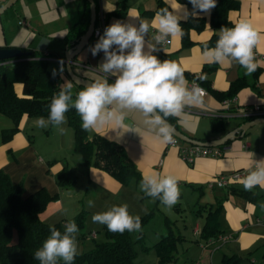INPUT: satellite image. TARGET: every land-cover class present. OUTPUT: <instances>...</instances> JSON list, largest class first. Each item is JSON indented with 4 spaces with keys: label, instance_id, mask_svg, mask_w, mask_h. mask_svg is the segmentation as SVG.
Here are the masks:
<instances>
[{
    "label": "crops",
    "instance_id": "obj_1",
    "mask_svg": "<svg viewBox=\"0 0 264 264\" xmlns=\"http://www.w3.org/2000/svg\"><path fill=\"white\" fill-rule=\"evenodd\" d=\"M187 1L95 0L97 7L95 26L99 24L100 14L104 15V29L117 21L125 23L135 22L136 19L151 21L158 12L159 3L167 7L178 19H187L192 16L190 14L192 5L188 4ZM238 1V8L231 10L228 14L231 25L227 28L233 27L240 20H245L250 22L264 36V0ZM6 2L7 0H0V7ZM87 2L86 0H17L0 14V48L16 47L24 51L37 52L41 58L52 63L54 69L59 72L60 61H64L66 48L71 47L70 40L67 38L70 27L81 18V26L89 23L87 16L90 9ZM106 3L110 11L105 10ZM129 9H135L138 13V17L131 18L132 21L128 15ZM193 17L203 18L205 26L201 31L190 30L191 44L183 45L181 36H179L170 43L163 45V48L167 50L166 53L161 51L155 54L161 61L178 62L184 69L188 87L192 80H197L207 91L202 98V106L185 108L187 115L183 118V123L175 117L174 119L178 130L183 134L199 140H212L231 132L243 122L252 119L242 116L243 107L258 104L264 108V79H261L262 74H264V66L259 67L251 75H246V70L235 62L218 64L207 61L202 55L206 48L203 43L209 40L213 33L220 34L221 28H211L209 24L210 14L200 13ZM98 39L91 36L88 44L73 58L72 69L79 76L91 80L101 78L102 74L97 67L102 62L104 54L101 52L94 57L89 51V46L94 45ZM258 52L264 54V41H262ZM256 59L264 61L263 59ZM9 62L13 61L10 60L7 63ZM212 63L215 64L216 68L206 75V79H203L208 81V89L200 83L202 80L200 75L203 65ZM59 75L60 86L70 81L72 87H77V92L85 88L75 85L70 80L65 72V65L63 73L59 72ZM240 77H243L248 85L243 86L236 94L239 109L231 112L225 111L222 100H219L213 91L220 93L227 90L231 82ZM114 79V77H110L109 82H114ZM14 88L16 93L21 95L22 84L15 83ZM213 119L223 120L222 127L216 132L211 129ZM125 124L128 127L124 129L110 126L99 133L87 132L90 137L95 133L100 134L123 146L127 157L134 163L141 177L143 174L153 173L172 175L177 179L179 189L190 188L188 193L192 198L191 200H194L193 207L190 209L191 213L201 214L197 212L200 206L211 207L212 209L217 205L220 206L218 214L220 233L216 237L203 238L200 233L204 221L203 223L196 221L190 230L191 242H187L190 240H187L185 233L180 234L182 235L180 241L187 242L185 254L189 257L183 259L182 262L174 261L168 264H182L184 262L221 264L226 255L240 256L241 264H243L244 258L250 259L251 262L255 261L252 258L255 253L256 263L264 264V189L257 186L249 194L239 192V190H244L241 180L248 175L249 171L254 170V161L264 160V123H257L248 128L243 136L229 140L222 146L223 155L221 157H198L192 164H187L180 158L177 147L168 146L167 143L161 142L156 134L143 123L141 114L137 112L128 113ZM244 141L249 143V147L244 148L242 146ZM25 144L26 142H22V145ZM5 147L16 148L14 142L2 145L0 148ZM249 152L254 153V156L247 155ZM42 161V158H38V162ZM29 166H32L37 177L39 176L38 179L31 180L29 187L32 189L37 186H45L46 183L42 177L46 179V174L44 173V175L43 171L47 170V167L30 164ZM0 169L5 173L9 172L1 165ZM53 170L56 172L59 168L55 165ZM233 171L242 173L239 180L224 187H217L215 184L210 187V182H214L219 174H227ZM89 175L90 185L92 184L98 190L110 194L117 203L116 205L127 204L129 213L133 216L142 214L143 208H147L145 204L149 207L152 202H155V205L157 201L159 202L158 199L153 200L140 191L141 181H132L128 185H122L107 172L95 167L89 169ZM12 182L17 183L19 180L15 179ZM181 190L180 193L183 194ZM29 194L31 193H25L24 190V195L28 196ZM176 210L180 211V208H176ZM54 214L53 211L51 213L41 212L39 217L45 222L57 223L67 216L64 207L61 211V217L56 216L55 218ZM93 233H95L93 230L89 231V235L92 237L96 235L93 236ZM219 235L229 236V238L226 241H221L218 238ZM205 253L206 255H204Z\"/></svg>",
    "mask_w": 264,
    "mask_h": 264
},
{
    "label": "clouds",
    "instance_id": "obj_2",
    "mask_svg": "<svg viewBox=\"0 0 264 264\" xmlns=\"http://www.w3.org/2000/svg\"><path fill=\"white\" fill-rule=\"evenodd\" d=\"M192 16L210 14L217 7V0H189ZM105 10L110 11L108 4ZM129 18L138 17L135 9L128 10ZM132 21V19H131ZM219 39L213 48H205L203 57L209 62L224 64L235 62L251 75L264 66V61L256 59L254 50L259 51L264 36L253 25L240 20L233 27H222ZM154 33V34H153ZM183 34L180 19L168 8L158 11L151 21L136 19L135 22L117 21L104 29L97 42L89 46L95 57L103 52V60L98 65L101 78L94 79L89 86L79 91L73 100L72 83L65 82L53 96L47 119L40 116L33 120L37 128H57L62 134L67 129L66 113L74 108L82 121V129L99 133L106 127L119 129L128 127L125 119L130 112L142 115L143 123L153 131L163 143H173L174 129L167 122L175 117L183 123L187 115L185 108L202 106L204 91L200 87H188L184 69L176 61H161L155 53L163 51L165 42H171ZM147 38V39H146ZM59 72L64 71V61H60ZM57 69L52 70L55 78ZM114 77V82L109 78ZM206 79V76L200 77ZM261 79H264L262 74ZM253 157L254 153H247ZM254 170L241 180L245 191L259 186L264 189V160L254 161ZM140 191L170 210L178 203L180 189L172 175L143 174ZM95 206L88 201V207ZM127 204L112 205L107 211L92 216L93 223L105 225L109 232L123 234L142 230L141 217L129 213ZM63 233L54 225H49L50 235L42 247L34 253L40 264H73L79 254L74 221L63 225Z\"/></svg>",
    "mask_w": 264,
    "mask_h": 264
},
{
    "label": "trees",
    "instance_id": "obj_3",
    "mask_svg": "<svg viewBox=\"0 0 264 264\" xmlns=\"http://www.w3.org/2000/svg\"><path fill=\"white\" fill-rule=\"evenodd\" d=\"M187 2L191 4L189 0ZM87 4L89 6L88 2ZM238 6V0H217V7L210 13L211 28L219 29L230 26L228 14ZM163 8L167 7L159 3L157 10L160 11ZM81 21L82 18L73 23L67 33L71 47L87 29L88 25L81 26ZM180 22L183 45L191 44L192 41L189 37L191 29L201 31L205 26V20L201 17L191 16L187 19H180ZM219 35V33H213L210 39L203 43V46L215 47ZM28 52V55L19 57L13 62L0 61V114L10 118L13 122L11 127L1 130L3 141L10 140L18 131V124L22 116L48 117L52 98L60 91L59 72L57 71V75L53 78L50 63L41 58L37 52ZM215 68L214 63L203 65L200 76L210 74ZM15 83L22 84L21 95L16 93ZM200 83L209 89L207 80H201ZM245 85L248 83L243 77H240L231 82L227 90L220 93L213 91V94L219 100H223L236 95ZM65 115L74 130L73 149L81 155V161L85 166L92 165L107 172L122 185H128L132 181H141L140 172L127 157L123 146L100 134L95 133L90 137L88 132L82 129V121L74 108L70 107ZM167 121L178 129L174 117H169ZM222 122V119H213L211 121L212 131L220 130ZM75 178L76 175L70 169L63 168L57 173L56 181L63 187L70 184ZM239 192L250 193L245 190H239ZM50 197L49 194L43 192V189L28 196L24 195L22 182H12L8 174L0 169V264H40L34 259V253L42 247L44 241L49 237L50 231L49 224L43 222L39 214ZM219 209V205L214 209L206 206H200L197 209L198 213L205 211L201 237H216L220 233ZM154 212V209H151L150 212L140 216L142 230L139 232L111 233L103 225L106 240L95 243L93 248L78 254L73 264H136L134 245L142 243L143 228L151 220ZM166 223L169 228L168 232L160 234L159 240L154 244L157 264L174 262L176 243L182 239V235L172 231L168 220ZM81 224L82 220L78 226ZM54 226L63 233L64 230L59 223H55ZM143 248L147 247L143 246ZM59 264H64V262L61 260ZM221 264H241V257L226 255Z\"/></svg>",
    "mask_w": 264,
    "mask_h": 264
},
{
    "label": "rangeland",
    "instance_id": "obj_4",
    "mask_svg": "<svg viewBox=\"0 0 264 264\" xmlns=\"http://www.w3.org/2000/svg\"><path fill=\"white\" fill-rule=\"evenodd\" d=\"M50 68L54 69L52 63H50ZM76 90H78L76 86L72 87L73 100H75V95L78 93ZM37 117L40 116H22L18 124V131L10 140L3 141L1 139V130L11 127L13 122L10 118L0 114V147L13 142L16 146V148H0V165L8 169L9 172L7 174L11 181L18 179L19 182H22L25 193H34L43 189V192L51 196L42 210L43 213H51L53 211L55 218L56 216L61 217V211L64 207L67 216L60 222L57 221L63 230L65 223L74 221L78 226V223L82 220V224L78 226L79 232L77 233L78 249L79 254H81L93 248L95 243L106 240L103 225L93 223L92 216L96 213L107 211L109 207L117 203L111 198L110 194L105 193L103 190L100 191L94 185L89 184V169L94 166H85L81 161V155L74 151V130L68 120L67 124L61 126L67 129L62 134L51 125L48 128H37L33 124V120ZM43 117L47 119V116ZM22 142H26V144L22 145ZM38 158H42L43 161L38 162ZM29 164L47 167V170L43 171V174H46V179L42 177L46 183L45 186H37L32 189L29 187L32 179L39 178L36 171ZM55 165L59 170L53 172ZM63 168L70 169L76 175V178L70 184L62 187L58 185L56 178L57 173ZM190 190V188L181 190L183 194L180 195V201L170 210L162 206L160 201H157L156 205L155 202H152L149 207L145 204L147 208H143V212L139 216L150 212L151 209H154L155 212L151 220L143 228L144 237L142 243L134 245L136 264L156 263L157 253L154 244L159 240L160 234L168 232L167 220L170 222L169 225L174 233H185L187 240H190L187 242H191V227L196 221L203 223L205 213L204 211H201V214L198 215L195 212L191 213L190 209L193 207L194 200H191L192 198L189 196L188 191ZM89 200L94 201V207H88ZM176 208H180V211L176 210ZM42 221L45 222L44 220ZM45 223L54 225L56 222ZM92 230L95 232L94 235L96 234L95 236L93 235L94 237L89 235V231ZM187 242L178 240L176 243V248L174 249L176 262H182L183 259L189 257L185 254ZM143 246L147 248H143ZM200 257L202 256L200 255ZM252 258L255 261L251 262L250 259L244 258L243 264H258L256 263V253Z\"/></svg>",
    "mask_w": 264,
    "mask_h": 264
},
{
    "label": "water",
    "instance_id": "obj_5",
    "mask_svg": "<svg viewBox=\"0 0 264 264\" xmlns=\"http://www.w3.org/2000/svg\"><path fill=\"white\" fill-rule=\"evenodd\" d=\"M17 0H7L5 4H3L0 7V14L10 6H12ZM89 3V23L88 27L85 30V32L77 39L75 45L72 47H67L65 52V58H64V65H65V72L70 78V80L77 86L81 87H87L89 84L93 81L91 79L84 78L82 76H79L76 74L72 69V60L73 58L88 44L89 39L91 38L93 34V29L95 26V20H96V4L94 0H87ZM28 51L21 50L16 47H1L0 48V61H10L15 60L19 57L28 55ZM168 122V121H167ZM169 123V122H168ZM257 123H264V116H257L250 120H247L240 124L237 128L232 130L231 132H228L227 134L212 139V140H199L195 138H191L185 134H183L180 130L175 128L172 124L169 123L174 129V136L179 138L181 141L190 143V144H197V145H203V146H219L226 144L229 140L235 139L238 136H243V134L246 132V130L253 125ZM240 133V134H238Z\"/></svg>",
    "mask_w": 264,
    "mask_h": 264
},
{
    "label": "built area",
    "instance_id": "obj_6",
    "mask_svg": "<svg viewBox=\"0 0 264 264\" xmlns=\"http://www.w3.org/2000/svg\"><path fill=\"white\" fill-rule=\"evenodd\" d=\"M104 31V15L100 14V20L99 24L97 26H94L93 34L95 38H99L100 35H102ZM168 42H165V44ZM164 44V45H165ZM256 58L263 59L264 60V54L259 53L258 51L254 50ZM193 87H200L204 91V95L207 93L205 88H203L197 80H192L189 83V88ZM203 95V96H204ZM222 106L225 111L231 112L233 110H238L239 106L237 104V98L236 95L226 98L222 100ZM242 116H245L247 118H254L257 116H264V108H262L260 105L255 104L250 107H243L242 108ZM239 134V133H238ZM232 140V139H231ZM173 143H167L168 146H175L178 148V153L180 158L186 162L187 164H192L196 158L198 157H221L223 155V145L219 146H203V145H197V144H190L187 142L181 141L179 138L173 135ZM242 146L244 148L249 147V143L247 141H244L242 143ZM242 176V173L240 171H233L227 174H219L216 177V180L214 182H210V187L215 184L217 187H224L227 184H230L231 182L237 181ZM94 235V233H93ZM219 240L226 241L229 236L219 235ZM182 264H191L189 262H184Z\"/></svg>",
    "mask_w": 264,
    "mask_h": 264
}]
</instances>
